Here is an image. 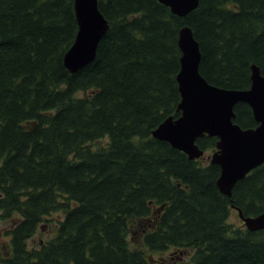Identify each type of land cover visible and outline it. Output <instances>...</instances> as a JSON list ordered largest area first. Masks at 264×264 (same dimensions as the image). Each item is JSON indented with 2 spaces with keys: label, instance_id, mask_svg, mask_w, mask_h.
<instances>
[{
  "label": "trees",
  "instance_id": "1",
  "mask_svg": "<svg viewBox=\"0 0 264 264\" xmlns=\"http://www.w3.org/2000/svg\"><path fill=\"white\" fill-rule=\"evenodd\" d=\"M74 1L0 0V217L14 221L0 262L160 264L146 250L173 249L190 257L172 264H264V229L229 221L232 208L264 212V163L227 196L218 164L152 134L181 114L183 26L210 84L247 89L253 64L264 75V0H199L185 18L159 0H99L110 27L96 58L71 72ZM234 111L242 128L258 125L249 104ZM217 141L197 143L214 151Z\"/></svg>",
  "mask_w": 264,
  "mask_h": 264
},
{
  "label": "water",
  "instance_id": "2",
  "mask_svg": "<svg viewBox=\"0 0 264 264\" xmlns=\"http://www.w3.org/2000/svg\"><path fill=\"white\" fill-rule=\"evenodd\" d=\"M179 17H187L199 6V0H159ZM78 32L64 56V64L76 72L95 58L100 41L110 25L99 7V0H75ZM182 52L177 81L181 93L179 117L165 119L153 136L169 142L190 159H198L204 150L197 140L205 135L216 136V150L211 163L221 167L217 180L220 191L232 196L235 185L253 169L264 163V75L252 65L251 86L247 89H226L210 84L200 72L202 54L193 30L185 25L179 34ZM245 102L252 108L258 125L242 128L235 122V106ZM239 216L251 231L264 229V212L256 216Z\"/></svg>",
  "mask_w": 264,
  "mask_h": 264
},
{
  "label": "rangeland",
  "instance_id": "3",
  "mask_svg": "<svg viewBox=\"0 0 264 264\" xmlns=\"http://www.w3.org/2000/svg\"><path fill=\"white\" fill-rule=\"evenodd\" d=\"M213 154L212 150L205 151L203 157H201L202 163H208L211 160V156ZM229 221L236 226H242L243 220L239 216V212L236 209H231ZM14 221L11 218H6V221L0 217V256H5L7 254V245L9 244L10 236L9 230L12 228ZM136 224V223H135ZM138 225V224H136ZM54 231V225L50 224L45 226L42 230H40L31 240L30 245H38L41 240H46L50 238ZM130 241L134 247L142 246V229L140 226L134 227L130 233ZM148 255L154 256L155 260L160 261V264H172L174 261L178 260V257L188 259L190 257V253L186 252L183 255H179L176 250L170 249L164 254H159L156 252H150L146 250ZM162 259H160V257ZM156 261H154L155 263ZM0 264H2L0 262Z\"/></svg>",
  "mask_w": 264,
  "mask_h": 264
}]
</instances>
